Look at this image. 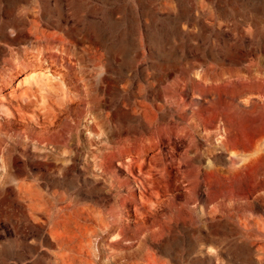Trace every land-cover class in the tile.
<instances>
[{
  "label": "rangeland",
  "instance_id": "374dc122",
  "mask_svg": "<svg viewBox=\"0 0 264 264\" xmlns=\"http://www.w3.org/2000/svg\"><path fill=\"white\" fill-rule=\"evenodd\" d=\"M17 36L21 43L15 41ZM45 39L53 44L65 39L79 46L88 43L102 47L100 53L110 59L101 86L108 96L102 114L109 127H104L110 130L109 116H113L115 133L124 138L139 136L142 131L150 136L133 110L136 103L145 99L147 103L155 97L163 100L161 88L166 82L172 85L176 78L180 80L183 73L188 72L189 77L198 81L206 75L210 83L218 74V63L242 69L249 59L256 57L264 68V0H0L1 73L10 74L6 62L15 64L16 57L27 55L26 49L32 58L33 50L32 54H35L33 46ZM29 42L33 43V48ZM43 64L45 76L28 72L29 84L19 87H34L40 91L37 93L39 105L31 107L37 116L23 110L19 117L9 106L3 108L9 115L0 112L12 121L10 124L14 129L31 131L39 136L49 122L45 117L60 108L64 89L54 73L57 68L46 62ZM31 69L35 71L36 67ZM15 73L13 77L17 79L19 72ZM18 76L25 77L21 71ZM181 84L179 82V87ZM194 99L202 102L199 97ZM158 114L166 123L169 121L167 109ZM70 118H76L74 113ZM85 118H76L81 123L80 133L71 137L70 149L76 153L70 157L65 150L44 147L34 140L25 142L22 147L11 145L7 168L0 167L9 176L5 190L9 193L11 206L8 217L0 212V264H112L111 257H121L115 264H155L163 250L169 256L177 257L178 261L173 264H264V236L239 235L238 225L222 220L219 210L215 214L216 220L204 222L202 212H207L204 208L206 199L202 203L187 204L189 192L177 181L186 180L189 172L195 171L199 165L195 161L201 154H186L190 148L186 138L179 141L172 137L178 150L175 167L179 162L185 174L178 173L173 167L169 169L172 176H167V133L162 136L165 145L160 146L163 155L155 159V175L160 182L156 191L161 195V202L148 217V222L154 223V228H160L165 235L152 239L137 236L142 218L135 215L133 208L127 209L128 216L119 225L109 214L111 208L118 205L117 195H126L129 190L138 191V200L140 186L125 167L118 165L117 175L125 184L119 191L111 175H104L98 169V163L92 161L90 155L94 152L92 147L100 146L101 140L96 138L93 142L94 134L87 125L91 120L86 118L88 121L85 122ZM174 121L180 123L174 128L180 133L184 128L182 122ZM214 136L217 137L214 139ZM218 136L216 133L210 138L215 151H220ZM204 140L200 139L202 153L206 147ZM131 143L130 147H133ZM225 160L220 157L219 165H225ZM86 161L89 163L87 169ZM128 179L133 185L128 186ZM18 183L37 185L49 197L54 194L75 197L78 204L69 209L63 219L36 222L31 208L16 198ZM0 197L5 198V194L0 192ZM227 199L223 195L218 198L219 203L230 207L233 202ZM249 211H230V215L239 219L251 214L261 225L262 210H252L248 214ZM209 230L219 232L206 236ZM156 239L158 244L154 243ZM140 240H144L142 244L138 243ZM211 249L215 252L211 253Z\"/></svg>",
  "mask_w": 264,
  "mask_h": 264
},
{
  "label": "bare ground",
  "instance_id": "6f19581e",
  "mask_svg": "<svg viewBox=\"0 0 264 264\" xmlns=\"http://www.w3.org/2000/svg\"><path fill=\"white\" fill-rule=\"evenodd\" d=\"M15 41L22 42L20 36H17ZM31 45L33 43L29 46ZM33 47H35V54H32L33 49L28 48L33 50L32 58H29L28 50L25 48L27 55L23 49L22 52L25 56L16 57L15 64L6 62L8 64L6 65L9 66L7 72L10 74L0 72V112L9 115L10 113L3 109L4 106H9L19 117L22 116L23 110L37 116L31 107L39 105L40 97L37 93L40 91L37 92L38 89L34 87L23 86L25 88L21 89L19 87L21 84H29L30 72L46 75L43 72L45 70L43 62L57 68L54 73L59 77L60 83L64 85V89L61 91L63 96L60 105L62 107L58 104L60 108L45 117L49 118V122L42 129L43 132L40 136L34 135L31 131L14 129L10 124L12 121L0 115L1 168H7L6 163L10 151H12L10 150L11 145L22 147L29 140H34L36 144L44 147L52 146L56 150H65L69 157L72 156L76 152L70 149L71 137L74 133L79 135L81 124L76 118L85 116L91 120L88 121L85 118L86 121H84H88L90 132L94 134L93 142L96 141V138L101 140L100 146L92 147L94 152L90 155L91 160L98 163V169L100 168L104 175H111L113 181L119 184H116L119 191L124 189L125 184L120 181L117 175L116 167L118 165L125 167L129 176L140 186L139 194L141 196L138 200V191L129 190L126 195L119 194L117 195L119 206L111 208L109 214H112L111 216H114L120 225L125 222L124 218L128 216L127 209L133 208L135 215L142 218L137 236L143 235L152 239L151 237L154 236L165 235L160 228L159 230L154 228V223L148 222V217L154 214L153 212L161 202V195L157 192L158 190L156 191L160 182L155 175L157 168L155 159L157 156L162 157L163 155L160 146L164 144L162 136L167 133L166 143L169 152L166 160L169 178L172 176L169 169L175 168L178 173L185 174L182 170L183 166L179 162L175 167L177 164L175 154L178 150L173 143V136L179 141L186 138L189 142L190 148L186 152L187 155L191 152H200L201 154L195 161L199 165L195 167L194 172H189L184 180L187 184L184 181H176L189 192L188 205L207 200V202L204 201L206 202L204 208L207 212H202V220L204 222L216 220L215 214L219 210L222 220L238 225L239 235L264 236V68L257 57L249 59L242 69L229 68L218 63V74L215 78H211L210 83L206 75L200 76L202 78L198 81L189 77L188 72H184V77H180L181 79L178 77L179 75L177 76L181 81L176 78L172 85L171 82L168 81L170 85L166 82L167 84L161 88L163 100L155 97L149 99L151 103H147L148 100L145 99L136 103L133 110L141 118L144 127L151 135L147 136V133L142 131L139 136L129 139L124 138L118 132L115 133L113 116H109L112 129L107 131L109 126L104 121L102 112L106 109L108 96L101 86L104 83L103 75L110 65V59L100 53L102 47L96 48L88 43L79 46L65 39L56 44L45 39L40 43L37 42ZM20 51L21 49L18 51L19 54ZM33 67H36L35 71L31 69ZM20 71L25 77L18 76ZM15 72H19L17 79L13 77V73L16 75ZM179 82L180 84L184 83L181 84L183 87L181 85L179 87ZM115 88L118 89V87ZM194 97L201 98L202 102H197ZM37 108L39 109V106ZM164 109L170 113L167 123L160 119L158 114ZM72 113H74L75 119L70 118ZM32 120L34 121V119ZM174 120L182 122L184 128L180 133L176 129L174 130L175 126L180 125ZM89 122L92 123L89 124ZM166 130L167 132H165ZM153 133L157 135L155 136ZM216 133L221 139L220 151H215L211 147L210 138L212 134ZM216 137L214 136V139ZM204 138L206 147L202 153L200 139ZM130 143L134 146L130 147ZM76 148L79 147L76 145ZM222 156L226 160L225 165L220 166L218 159ZM201 163H203L202 166H200ZM84 165L87 169L89 163L86 161ZM1 170L0 192L5 194V198L0 197V212L8 217V210L11 206L8 198L9 193L5 190V186L9 176L7 172L3 173V169ZM133 181L128 179V186L133 185ZM7 189L9 190V188ZM112 189L115 190L113 186ZM16 194L19 202L31 208L32 218L39 223L44 220L63 219L67 211L75 208L78 204V199L75 197L59 196L58 194L49 197L37 185L28 183H18ZM220 195L227 196V200L233 204L228 207L219 203ZM217 203H219L218 206ZM249 210H262L261 225L259 219L254 218L251 214L242 215L239 219L230 215V211L243 213ZM142 229L146 233H143ZM218 232L219 230H209L206 236H214ZM144 240L137 242L142 244ZM157 240H154L155 244L159 243ZM115 246L117 245L115 244ZM210 252L214 253L215 251L211 249ZM118 259L111 257V263L115 264ZM177 261V257L169 256V253L163 250L161 256L155 260V264H173Z\"/></svg>",
  "mask_w": 264,
  "mask_h": 264
}]
</instances>
